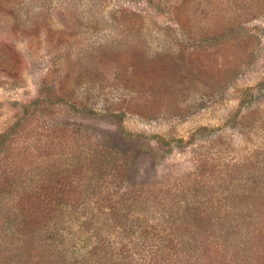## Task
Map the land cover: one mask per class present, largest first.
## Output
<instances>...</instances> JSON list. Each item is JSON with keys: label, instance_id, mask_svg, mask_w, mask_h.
<instances>
[{"label": "rangeland", "instance_id": "374dc122", "mask_svg": "<svg viewBox=\"0 0 264 264\" xmlns=\"http://www.w3.org/2000/svg\"><path fill=\"white\" fill-rule=\"evenodd\" d=\"M260 176L264 0H0V264L78 200L146 264H264V213L228 202Z\"/></svg>", "mask_w": 264, "mask_h": 264}, {"label": "trees", "instance_id": "16d2710c", "mask_svg": "<svg viewBox=\"0 0 264 264\" xmlns=\"http://www.w3.org/2000/svg\"><path fill=\"white\" fill-rule=\"evenodd\" d=\"M158 5L162 9L170 8V19L175 22L177 27H179L184 34L195 29L193 27L194 25H190V23L194 20V17L191 18L189 14L186 15L184 10L182 9V5H168L167 3L161 2L158 3ZM172 6L173 8L171 10ZM124 30L127 31L128 28H124ZM131 32L132 31H130V34L134 35L138 33V31L134 33ZM153 36L159 37L161 36V33ZM105 49H109V51L105 52V55H109V52L113 51V49L111 47L108 48V46L104 47V50ZM164 52L165 54H167L169 51L167 49H164L163 53ZM121 54H126V52H117L115 54L116 56L114 57L121 56ZM155 54H158L159 56V54H162V52L152 53L153 58ZM112 114V116L119 118L120 121H122V118L124 117L122 114ZM260 177L263 178L264 176ZM237 190L239 191L234 194L235 196L232 197L231 201H228L231 202L234 206V211H232L234 218L235 216H239L241 213L240 210L236 209L238 207L237 203L245 207L250 206L251 210H253L252 214L264 213V182H260V185L257 183L252 187L248 186V188H239ZM146 199L147 197H143L141 200H139V202L134 200V205L138 204V208L140 210H146L147 207H149L147 205ZM79 204L80 202L78 200L73 203H68V205L66 204V202H61V205H53V208H51L53 212L60 210L63 211L64 214H67L62 215L54 225L66 230L67 235L58 236L56 234L53 238L51 237L52 239L50 238V242L48 240L49 243H47L49 245L47 243L41 244L40 242H38L36 243L37 245L30 247L29 250L20 251L21 258L15 264H146V256L141 254L138 256L137 252L127 253V250L132 251L134 247L130 248L128 245H125V243L121 242L119 247V249L121 250L120 252H117L115 247L118 243L105 242V238L101 237L100 234L101 229L99 226H97L99 218L94 220L93 217H90V215L86 213V205ZM111 207L112 209H115V206L112 205ZM187 208L194 209V207ZM148 210L149 209H147V211ZM56 216V214L53 215V217L47 224L53 223ZM144 222L153 227V225H150L152 221H149L148 218H145ZM205 225L206 227H203L202 223H194L192 228L190 226L185 227L186 232H189V229H193L194 231L201 230V232L204 233V238L207 237L208 239L207 243H209L210 240L207 235V231L209 229L207 227L210 226V224H207L206 221ZM181 227H183V224L181 225ZM149 233V229L144 230L142 233V237H147ZM180 233L181 229L178 233L179 236H182L184 234ZM185 234L187 235V233ZM173 235L174 233L171 231V233H166V235H163V239L172 241L171 237H173ZM148 253H150V251H148ZM34 257H37L35 261L33 259Z\"/></svg>", "mask_w": 264, "mask_h": 264}]
</instances>
